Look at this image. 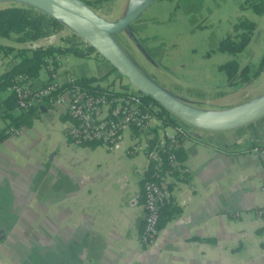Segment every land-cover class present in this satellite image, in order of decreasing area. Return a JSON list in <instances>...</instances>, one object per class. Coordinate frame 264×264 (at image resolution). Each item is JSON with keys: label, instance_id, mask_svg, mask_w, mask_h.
Masks as SVG:
<instances>
[{"label": "crops", "instance_id": "0c3cea01", "mask_svg": "<svg viewBox=\"0 0 264 264\" xmlns=\"http://www.w3.org/2000/svg\"><path fill=\"white\" fill-rule=\"evenodd\" d=\"M145 1L107 0L94 10L116 21ZM249 1L151 0L127 28L115 33L117 43L126 45L133 63L178 99L211 112L233 111L247 104L250 88L264 85V69L249 82L235 84L219 67L228 54L216 49L218 40L245 15L256 25L237 60L249 75L257 69L264 52V14L255 13ZM71 28L64 22L56 33L9 43L62 46L64 36L76 33ZM60 55L53 70L61 79L94 75L117 90L125 82L98 52ZM17 59L14 51H0V75ZM48 76L44 66L34 84H43ZM13 112L12 93L0 88V128L9 121L6 113ZM62 113L41 104L30 125L0 140V227L7 230L0 241V264H41L37 253L58 256L57 264H264V219L256 214L264 206V160L244 150L264 144V115L225 130L179 120L185 129L180 162L190 170L167 173L164 183L180 210L146 246L139 239L144 205L139 196L143 177L137 171L146 169V153L132 156L123 145L74 143L65 134L69 116ZM22 221H39L48 242L45 235L36 241ZM16 235L31 237L30 243L11 246ZM31 253L32 260L27 257Z\"/></svg>", "mask_w": 264, "mask_h": 264}, {"label": "built area", "instance_id": "2783aa9c", "mask_svg": "<svg viewBox=\"0 0 264 264\" xmlns=\"http://www.w3.org/2000/svg\"><path fill=\"white\" fill-rule=\"evenodd\" d=\"M60 57V53H57L54 59ZM52 60V57L48 58L45 67L50 69V73L47 81L41 85H35L34 77L27 72L15 73L7 87L14 97L15 112L44 104L69 116L65 134L74 143L98 141L108 147L123 145L125 153L132 156L144 151L149 160L156 161V168L162 160L161 152H166L167 159L180 171L190 170V167L181 164L174 153V148L181 145L184 127L177 124L172 131L159 132L157 128L163 127V124L155 116L152 103L146 102L143 93L135 86L126 80L118 90L114 88L118 93H89L75 83L76 76L69 74L61 79L53 70ZM115 76L124 78L117 70ZM65 84L70 85L63 88ZM9 131L17 133L18 127H10ZM249 151L264 160V144L251 145ZM137 171L144 178L145 170ZM139 196L144 205L139 239L148 246L158 235L159 210L169 191L164 184L146 177ZM256 214L264 219V206L257 208Z\"/></svg>", "mask_w": 264, "mask_h": 264}, {"label": "trees", "instance_id": "16d2710c", "mask_svg": "<svg viewBox=\"0 0 264 264\" xmlns=\"http://www.w3.org/2000/svg\"><path fill=\"white\" fill-rule=\"evenodd\" d=\"M107 0H84V2L95 9L99 4ZM249 5L257 14H264V0H250ZM255 21L245 15L239 17L238 21L232 25L231 31L226 33L218 40L216 49L225 51L228 58L222 62L219 67L226 72L230 83L238 84L241 80L249 82L251 77L254 78L264 69V52L258 63L257 69L252 75H249L248 67L241 68L237 54L250 40L255 28ZM64 22L58 16L37 8L26 3H11L0 7V51L5 53L14 51L17 61L11 67L0 75V88H6L13 80L15 73L19 71L27 72L33 77H37L40 70L47 65L48 58L52 57V65L55 68V54L71 51L74 54L85 56L93 52H97L93 46L85 42L76 33L64 36V44L62 46H15L10 41L16 43L33 41L38 38L56 33L63 29ZM116 70L115 68H112ZM50 73V69H48ZM102 77L94 75L78 76L75 83L86 89L89 93H118L110 86V83L103 85L100 83ZM70 84L63 85L64 87ZM146 102H151L155 116L165 126L179 124V118L172 114L167 108L162 106L158 101L143 94ZM40 108V104L23 109L18 112L6 113L8 123L0 128V140L10 134V127L17 128L23 125H30L34 116ZM67 114H63L66 117ZM98 141H84L81 145H95ZM251 146L244 150L249 151ZM174 153L180 161L185 158L184 149L181 147L174 148ZM162 160L156 168L154 159L149 160L147 168L144 171V178L149 177L160 184H164L167 189L168 184L164 183L165 174L178 175L180 170L173 165L167 158L166 152H161ZM142 178V181L144 180ZM143 200V199H142ZM180 206L171 198L165 200L159 210L158 229H161L178 211ZM143 224V223H142Z\"/></svg>", "mask_w": 264, "mask_h": 264}, {"label": "water", "instance_id": "95a60500", "mask_svg": "<svg viewBox=\"0 0 264 264\" xmlns=\"http://www.w3.org/2000/svg\"><path fill=\"white\" fill-rule=\"evenodd\" d=\"M17 1L54 14L63 22H66L65 19H67L70 25L75 28L76 34L93 46L120 75L143 94L158 101L180 121L203 129L225 130L244 125L264 115V95L229 112H211L190 106L154 82L133 63L116 42L114 34L127 28L151 0L145 1L140 7L116 21L107 20L83 0ZM6 234L7 230L0 227V241Z\"/></svg>", "mask_w": 264, "mask_h": 264}, {"label": "rangeland", "instance_id": "374dc122", "mask_svg": "<svg viewBox=\"0 0 264 264\" xmlns=\"http://www.w3.org/2000/svg\"><path fill=\"white\" fill-rule=\"evenodd\" d=\"M11 1H13V0H4V1H3V0H0V7L12 3ZM2 2H3V3H2ZM65 21H66L67 24H68V23L70 24V22H69L67 19H65ZM71 29H73V30L76 32L75 28H71ZM77 35H78V34H77ZM114 35H115V34H114ZM114 37H115L116 42H118V38H117V36L115 35ZM120 43H121V42H120ZM121 44H122V43H121ZM120 46H121V45H120ZM122 46L124 47L125 50L127 49L126 45L124 46V45L122 44ZM123 47H121V48H122V50H123V51L126 53V55H127V54H128V53H127V50L125 51V50L123 49ZM127 56H128V55H127ZM123 79L126 81L125 78H123ZM263 95H264V85H262V86H255V85H254L253 88H250V89L248 90L247 95H245V96H246V102H247V104H249V103L255 101L256 99L260 98V97L263 96ZM39 217H40V216H38V218H36V219H39ZM41 224L44 225V224H45V221H43ZM20 225H22L23 228L26 227V230H30L32 236H33V235H37V237H36V241H38V242H39V240H38L37 238H40V237H42V236L45 235L43 231H39V229H38L39 221H38V222H36V221L23 222V221H22V223H20ZM16 237H17V238H14V240L12 241L11 246H14V247L21 246V247H22L23 245H26V244H29V243H30V239H31V237H29V236H27V235H21L20 237H19L18 235H16ZM44 238H45V240L48 242L49 237H48L47 235H45ZM6 241H7V240H6ZM17 244H18V245H17ZM42 250H43V248H38V252H39V253H41V252L43 253L44 251H42ZM58 251H59V250H58ZM35 253H37V252H35ZM1 256H2V254L0 253V258H1ZM21 256H23V255H16V254H13V255H12V257H17V258H21ZM28 256H30V258H31V260H32V258L34 257V253L27 254V257H28ZM36 256L39 257L40 260L42 261L41 264H57L56 262L59 261L58 256H57V257H54L53 259H51V257H49V254H47V253H44L42 257H41L40 255H38V253H37V254L35 255V257H36ZM5 258H6V257H5ZM2 261L4 262V260H2ZM18 262H20V260H18ZM37 264H40V262L38 261Z\"/></svg>", "mask_w": 264, "mask_h": 264}, {"label": "bare ground", "instance_id": "6f19581e", "mask_svg": "<svg viewBox=\"0 0 264 264\" xmlns=\"http://www.w3.org/2000/svg\"><path fill=\"white\" fill-rule=\"evenodd\" d=\"M4 1V0H3ZM3 3V2H2Z\"/></svg>", "mask_w": 264, "mask_h": 264}]
</instances>
